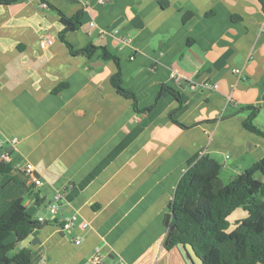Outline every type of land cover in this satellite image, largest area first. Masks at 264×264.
I'll return each instance as SVG.
<instances>
[{
    "label": "crops",
    "instance_id": "crops-1",
    "mask_svg": "<svg viewBox=\"0 0 264 264\" xmlns=\"http://www.w3.org/2000/svg\"><path fill=\"white\" fill-rule=\"evenodd\" d=\"M46 2L0 4V141L13 148L0 202L21 197L36 219L59 193L60 213L79 221L72 232L47 221L19 248L30 264H90L95 249L109 264H186L166 248L164 222L188 159L209 155L226 185L264 157V138L246 130L241 110L258 108L264 132V0ZM60 14L80 15L65 42ZM89 45L118 59L138 112L110 83L114 61L82 52ZM25 162L41 186L20 173ZM246 216L236 209L229 229Z\"/></svg>",
    "mask_w": 264,
    "mask_h": 264
},
{
    "label": "trees",
    "instance_id": "trees-1",
    "mask_svg": "<svg viewBox=\"0 0 264 264\" xmlns=\"http://www.w3.org/2000/svg\"><path fill=\"white\" fill-rule=\"evenodd\" d=\"M23 1L0 0V4ZM60 15L63 26L60 39L65 42L66 35L79 25L80 15ZM97 50L103 60L114 61L117 70L110 83L117 93L133 101L138 112L134 94L122 85L118 59L104 48L92 45L82 52L91 56ZM166 90L175 94L172 89H163ZM152 107L145 108L143 112L150 111ZM241 110L249 111L243 122L246 130L264 138V132L254 125L258 108L248 106ZM173 112L170 113L172 122L187 128L173 119ZM11 170L9 162L0 161V178ZM221 172L222 165L209 155L195 154L188 159L187 169L178 180L169 204V226L173 229L166 237V248L176 247L179 243L191 244L196 254L204 257L203 264H264V181L257 178L258 175L264 178V157L226 185L219 179ZM238 208H242L247 216L230 230L228 217ZM39 226L40 223L24 205L23 198L11 199L0 214V264H30L32 256L29 249L19 248V245Z\"/></svg>",
    "mask_w": 264,
    "mask_h": 264
},
{
    "label": "built area",
    "instance_id": "built-area-1",
    "mask_svg": "<svg viewBox=\"0 0 264 264\" xmlns=\"http://www.w3.org/2000/svg\"><path fill=\"white\" fill-rule=\"evenodd\" d=\"M39 4L42 8H48L46 2H43L41 0H38ZM94 22H90V27L94 28ZM264 30V27H263ZM51 41H44L43 44H50ZM232 72L235 73L237 76H241V70L234 68L232 69ZM171 79L174 83L178 84L181 81L184 80V77H182L178 72H172L171 74ZM191 88L194 89L195 86L192 84ZM213 89H216L217 86L214 85L212 86ZM12 144V142H11ZM4 147V144L2 141H0V150ZM10 155L3 153L0 156V161H4V162H8L10 157ZM23 176L31 183L33 184L35 187H39L41 186V181L39 179V177L36 174V171L34 169V167L32 166L31 163L29 162H25L23 163L19 169H18ZM61 195L59 193H57L53 200L47 205L46 210H47V215H41L38 216L36 218V221H38L39 223H42L44 221H49V222H55L58 223L60 229L64 232H72L78 225V221H79V217L77 214H70V215H63L60 213V207H59V200H60ZM80 226L82 229H86L88 227V223L87 222H81ZM74 244L75 245H79L82 242V238L79 236L74 237ZM89 263L90 264H109L106 261L105 255L99 250V249H95L94 251H92V253L89 255ZM124 264V263H121Z\"/></svg>",
    "mask_w": 264,
    "mask_h": 264
},
{
    "label": "water",
    "instance_id": "water-1",
    "mask_svg": "<svg viewBox=\"0 0 264 264\" xmlns=\"http://www.w3.org/2000/svg\"><path fill=\"white\" fill-rule=\"evenodd\" d=\"M12 150H13V148L11 146L3 147L0 150V156L3 153L10 155L12 153ZM46 216H48V215H46ZM170 220H171V213L166 215L165 222H164L165 226L168 227V233H167L166 237L169 236V232H171L173 229V226H169ZM46 224H47V222L45 221L44 223L40 224L39 228L44 227ZM176 247H177L178 251L180 252L181 256L183 257L186 264H203L204 257H199L196 254V252H195V250L191 244L179 243L176 245Z\"/></svg>",
    "mask_w": 264,
    "mask_h": 264
},
{
    "label": "rangeland",
    "instance_id": "rangeland-1",
    "mask_svg": "<svg viewBox=\"0 0 264 264\" xmlns=\"http://www.w3.org/2000/svg\"><path fill=\"white\" fill-rule=\"evenodd\" d=\"M9 161H10V159H9ZM8 161V162H9ZM219 179H220V181H224V182H226V176L225 175H222L221 176V178L219 177ZM3 204L0 202V214H1V212L3 211L2 209H3V206H2ZM47 215V214H46ZM41 216V215H40ZM45 222V221H44ZM47 222V221H46ZM43 223V222H42ZM42 223H40V224H42Z\"/></svg>",
    "mask_w": 264,
    "mask_h": 264
}]
</instances>
